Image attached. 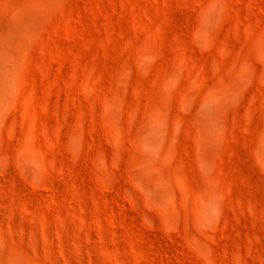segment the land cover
<instances>
[{
  "label": "rangeland",
  "instance_id": "obj_1",
  "mask_svg": "<svg viewBox=\"0 0 264 264\" xmlns=\"http://www.w3.org/2000/svg\"><path fill=\"white\" fill-rule=\"evenodd\" d=\"M0 264H264V0H0Z\"/></svg>",
  "mask_w": 264,
  "mask_h": 264
}]
</instances>
